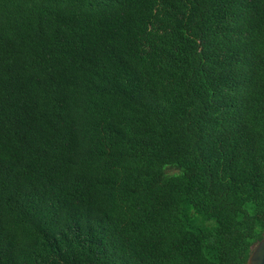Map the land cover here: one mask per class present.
Wrapping results in <instances>:
<instances>
[{
  "label": "trees",
  "instance_id": "16d2710c",
  "mask_svg": "<svg viewBox=\"0 0 264 264\" xmlns=\"http://www.w3.org/2000/svg\"><path fill=\"white\" fill-rule=\"evenodd\" d=\"M263 237L264 0H0V264Z\"/></svg>",
  "mask_w": 264,
  "mask_h": 264
},
{
  "label": "water",
  "instance_id": "95a60500",
  "mask_svg": "<svg viewBox=\"0 0 264 264\" xmlns=\"http://www.w3.org/2000/svg\"><path fill=\"white\" fill-rule=\"evenodd\" d=\"M248 264H264V237L253 246Z\"/></svg>",
  "mask_w": 264,
  "mask_h": 264
}]
</instances>
